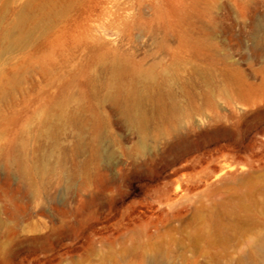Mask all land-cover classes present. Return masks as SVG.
<instances>
[{"label":"rangeland","instance_id":"374dc122","mask_svg":"<svg viewBox=\"0 0 264 264\" xmlns=\"http://www.w3.org/2000/svg\"><path fill=\"white\" fill-rule=\"evenodd\" d=\"M3 235V264H264V0H0Z\"/></svg>","mask_w":264,"mask_h":264},{"label":"bare ground","instance_id":"6f19581e","mask_svg":"<svg viewBox=\"0 0 264 264\" xmlns=\"http://www.w3.org/2000/svg\"><path fill=\"white\" fill-rule=\"evenodd\" d=\"M182 115H176L174 116L173 120L175 123H178L181 119ZM130 122L136 123L138 125H141V128L144 126V117L140 113H136L135 115H130L129 117ZM13 239L7 235L0 236V264H3L2 261V255L5 250L10 246L12 243ZM151 264V263H150Z\"/></svg>","mask_w":264,"mask_h":264}]
</instances>
